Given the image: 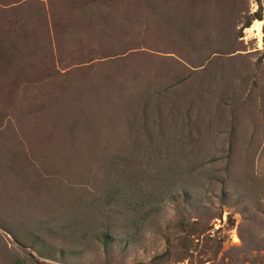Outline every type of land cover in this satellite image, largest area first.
I'll list each match as a JSON object with an SVG mask.
<instances>
[{"label": "rangeland", "instance_id": "rangeland-1", "mask_svg": "<svg viewBox=\"0 0 264 264\" xmlns=\"http://www.w3.org/2000/svg\"><path fill=\"white\" fill-rule=\"evenodd\" d=\"M255 20L261 21L259 30L250 28ZM120 54L146 73L102 100H107V116L102 120L98 115L94 126L102 129L95 143L102 159L92 151L94 146L86 145L89 141L77 142V133L66 149L59 148V132L66 130L52 123L54 104L48 99L57 96L60 87L72 85L74 73L101 87L112 82L115 72L109 71L118 65L106 70L98 61ZM207 55L209 63L217 57L212 63L219 76L215 88L220 95L229 86V94L216 98L221 108L210 112L212 132L197 137L202 158H190V164L183 162L168 174L165 170L181 156L159 154V142L151 148L142 144L134 152L133 167L147 173L130 178V183L139 185L138 196L147 195L150 207L102 212L88 208L95 197L102 198L94 196L100 183L91 180L88 166L106 174L119 149L139 144L122 136L126 114L117 115L119 108L128 97L146 95L155 113L177 97L188 106L185 93L194 91V74L206 64L201 60ZM165 69L169 78L162 83L156 76ZM189 74L194 79L170 89L175 77ZM73 95L67 104L98 96L82 90ZM47 133L53 139L43 142L41 135ZM191 165L200 172L188 173ZM37 172L46 179L61 176L73 189L48 197L43 187L32 190L31 182L42 180ZM169 201L176 215L161 229L158 221ZM82 215L87 219L84 226ZM74 220L71 234L61 230L65 221ZM43 222L56 231L52 238L33 241L25 235L24 229ZM149 224L156 237L145 245L141 234ZM107 229L111 236L106 239ZM129 261L264 264V0H0V264Z\"/></svg>", "mask_w": 264, "mask_h": 264}, {"label": "trees", "instance_id": "trees-1", "mask_svg": "<svg viewBox=\"0 0 264 264\" xmlns=\"http://www.w3.org/2000/svg\"><path fill=\"white\" fill-rule=\"evenodd\" d=\"M254 18H257L256 15ZM248 25L249 22L245 23L243 26L247 27ZM208 39L209 38H206V40ZM215 52L218 51H211L209 54H214ZM214 55L217 56L218 54ZM91 56H93V58H97L95 54L91 53ZM114 56L115 55H106L105 57L102 56L103 58H107L106 60L110 59V61L107 62H104V60L98 61L100 62L98 63L99 65L108 67L106 70L109 68L114 69V65H118L117 69L114 71H109L111 73L115 72L116 74V76L115 74H112L116 78H113L112 82L108 84L105 83V85H102L101 87L100 85H97L94 80H88L84 82V80L80 78L81 76L79 74L74 73L72 85H70V82L69 84L67 83L68 85L66 84L60 87L59 94L48 99L49 104H54V107L52 108H54L55 116L53 117L52 123L56 121L58 130L60 127H64L66 130L64 133H60L58 131L60 137L57 139V144H61L59 148L66 149L67 147L65 145L69 143V140H76L77 133V142L82 143L85 139L87 142L89 141L91 144L86 145L94 146L92 151L96 152L97 158L102 159L101 149L96 150L98 145L95 144L99 138H101L102 129L100 126H94H96L95 122L99 119L98 115L101 116L102 120L107 116L104 113V108L106 107V102L109 99L108 95H111V93L118 94L122 92V90H125V88H129L127 86H129L130 83L139 81L146 73V71L142 70V68H134V64L131 62V60H129V56H125L123 54H120V56L117 55L118 57ZM207 57L208 55L201 60V62L206 61V64L202 63L203 66L200 68V71L194 74L195 78L198 80L194 91L189 92L188 94L187 92L185 93V97H187L186 100H188V106L185 107L182 102H178L177 99L179 97H177L176 100L170 102V107H167L166 105V108H160V112L155 113L152 111L153 109L146 95V97L142 96L139 97V99L132 98V100L128 97V104L125 103L119 108L117 115L121 116L126 114L125 124L121 131L122 136L126 135L128 139L130 138L129 142L134 140L135 142L139 143L140 146L137 144L132 146L130 149H119L121 150L120 153L115 154L113 159L109 160L110 164L107 165L106 174L101 168L92 169L93 167H91V164L88 166L89 169L87 172L89 173V171H91V180L94 183H100V189L96 194H94V196L102 195L101 201L100 198L95 197V200L88 204V208L92 209V211L97 209L99 211L101 209L102 212L113 207H123L132 211H138L139 209H146L150 207V200H148L149 197H147V195L138 196L139 193H141L139 185L136 183H130L132 180H130V178H133V180L138 179L139 176L140 178H143L147 173V170L145 169L140 170L139 167H133V161L135 157L134 152L141 150V148H143L142 144L149 143L151 148L153 142H159V147L161 149L158 151L159 154L167 152L174 155V158L175 156H177V158L181 156L179 161L176 159L174 162L175 164L165 170L168 174H174L177 166L183 167L184 163L190 164V158L195 160L202 158L203 149L200 147V139L197 140V137L202 138L203 136H206V133L209 134L212 132V126L214 125V122L211 120L212 116L210 115V112H212V110L215 108H221L220 104L216 101V98L218 96L229 94V86H226V88L220 91L219 95V91L214 85L217 83L219 76L214 73L215 70L212 64L213 61L217 59V57H214V59L212 58L211 63L208 62ZM223 61L224 59L222 58L220 62ZM161 71V74L157 75L156 77L158 79H162L163 83L169 78V71L168 69ZM191 79H194L193 74L175 77L174 80L176 84L170 86V89L176 90V88L178 89L177 85L181 84L185 80L189 81ZM158 83L160 84V82ZM204 84L207 85L205 86ZM163 87L165 88L164 84ZM74 90H82L86 93L95 92L98 94V96L97 99L80 98L81 100L76 99L73 103L67 104V102L71 101L74 97ZM71 92L72 98L69 100ZM179 95H181V92H179ZM104 98H107V100L102 101ZM101 102L104 107L99 105ZM206 109L209 110L208 113L206 112ZM58 121H60V125ZM204 124H208V126L205 128L203 126ZM120 127L121 126H118L119 129ZM171 128H173V130H170ZM175 129L179 130V132L175 131ZM172 132L176 133L173 134ZM178 133L182 134V136L179 137ZM133 136L136 137L133 138ZM41 137L42 141L46 142L49 141V139H53V134L47 133L41 135ZM186 139L187 143L184 142ZM189 143L192 145H189ZM174 145H178V147H174ZM105 149L109 150L108 148ZM61 156H64V154ZM96 157L93 155V160H97ZM86 166L87 165L85 164L83 167ZM199 168V166L196 168L195 166L191 165L189 166V170L187 168L186 169L188 173L190 172V174H193L194 172L199 173ZM137 169L140 171L136 174ZM187 171L185 172L186 174ZM93 172L99 175H96ZM36 176L41 177L42 180H33L31 182V189L37 190V187H43V193L47 195V197L50 194L57 195L59 192H61L62 195L63 189H65L66 193H70V191L73 189V186L69 184L68 181H63L64 178L61 176H58L55 180L52 178L46 179V176H43L38 172ZM55 201L57 202V200ZM82 217L83 219H81L80 224L81 226H84V222L87 219L85 215H82ZM95 220L98 221L96 217ZM65 223L67 224L62 226L61 230L65 231L67 234H71L76 220L73 222L65 221ZM107 228H110V226ZM8 230L15 236L14 231L11 229ZM24 232L25 235L30 236L29 239H32L33 241H46L47 238H52L51 234H56L53 226L47 222H43L42 225L36 228H26L24 229ZM85 235L87 236V234ZM104 236H106V239L111 236L108 229L105 231ZM42 246L44 247L43 244ZM34 248H37L38 252L42 253L39 247ZM30 256L33 255L30 254Z\"/></svg>", "mask_w": 264, "mask_h": 264}, {"label": "clouds", "instance_id": "clouds-1", "mask_svg": "<svg viewBox=\"0 0 264 264\" xmlns=\"http://www.w3.org/2000/svg\"><path fill=\"white\" fill-rule=\"evenodd\" d=\"M175 215L176 214L174 211V204L169 201L168 204L165 206L164 211L162 212L161 217L158 221L160 228H165L169 221L174 220ZM141 235L145 245H150L156 237L155 227L151 224L147 225ZM129 264H131L130 261Z\"/></svg>", "mask_w": 264, "mask_h": 264}, {"label": "bare ground", "instance_id": "bare-ground-1", "mask_svg": "<svg viewBox=\"0 0 264 264\" xmlns=\"http://www.w3.org/2000/svg\"><path fill=\"white\" fill-rule=\"evenodd\" d=\"M259 25H261V21L259 20H255L253 25L250 27L251 29H256V30H259ZM249 28V29H250Z\"/></svg>", "mask_w": 264, "mask_h": 264}]
</instances>
